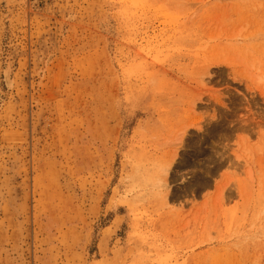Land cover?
I'll return each mask as SVG.
<instances>
[{
  "label": "rangeland",
  "instance_id": "374dc122",
  "mask_svg": "<svg viewBox=\"0 0 264 264\" xmlns=\"http://www.w3.org/2000/svg\"><path fill=\"white\" fill-rule=\"evenodd\" d=\"M0 264H264V0H0Z\"/></svg>",
  "mask_w": 264,
  "mask_h": 264
},
{
  "label": "bare ground",
  "instance_id": "6f19581e",
  "mask_svg": "<svg viewBox=\"0 0 264 264\" xmlns=\"http://www.w3.org/2000/svg\"><path fill=\"white\" fill-rule=\"evenodd\" d=\"M71 19H72L71 16L68 17V21H71ZM3 79H4V83H5L6 87L9 89L12 88L13 80H12V77L10 75V70L8 68L3 71ZM163 171H164V169H163ZM165 172H166V170H165ZM163 186H165V184L160 183L158 187H163Z\"/></svg>",
  "mask_w": 264,
  "mask_h": 264
}]
</instances>
